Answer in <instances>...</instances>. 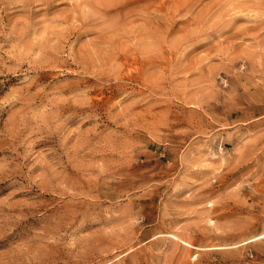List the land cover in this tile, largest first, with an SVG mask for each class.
Returning <instances> with one entry per match:
<instances>
[{"label": "rangeland", "instance_id": "rangeland-1", "mask_svg": "<svg viewBox=\"0 0 264 264\" xmlns=\"http://www.w3.org/2000/svg\"><path fill=\"white\" fill-rule=\"evenodd\" d=\"M73 4L0 0V264H264V0Z\"/></svg>", "mask_w": 264, "mask_h": 264}, {"label": "bare ground", "instance_id": "bare-ground-1", "mask_svg": "<svg viewBox=\"0 0 264 264\" xmlns=\"http://www.w3.org/2000/svg\"><path fill=\"white\" fill-rule=\"evenodd\" d=\"M71 1L74 3L73 8L71 10V13L79 15L78 21H85L87 19V17H93L95 15H102V14L103 15L109 14L110 13L108 11V10H110L109 7L115 5L116 2H121L122 0H71ZM46 2L47 3H45V6L47 9L52 7L51 1H50V3H48V1H46ZM72 19H76V17L73 16ZM117 56L114 57L115 60H117ZM260 238H264V235L260 236L259 239Z\"/></svg>", "mask_w": 264, "mask_h": 264}]
</instances>
